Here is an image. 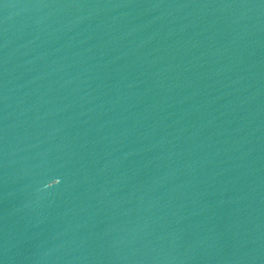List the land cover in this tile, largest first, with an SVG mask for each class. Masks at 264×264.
I'll list each match as a JSON object with an SVG mask.
<instances>
[{"label": "water", "instance_id": "1", "mask_svg": "<svg viewBox=\"0 0 264 264\" xmlns=\"http://www.w3.org/2000/svg\"><path fill=\"white\" fill-rule=\"evenodd\" d=\"M0 264H264V0H0Z\"/></svg>", "mask_w": 264, "mask_h": 264}]
</instances>
